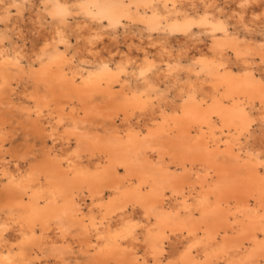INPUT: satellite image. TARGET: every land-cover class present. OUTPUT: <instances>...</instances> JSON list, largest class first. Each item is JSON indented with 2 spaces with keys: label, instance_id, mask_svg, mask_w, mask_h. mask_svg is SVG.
Listing matches in <instances>:
<instances>
[{
  "label": "bare ground",
  "instance_id": "obj_1",
  "mask_svg": "<svg viewBox=\"0 0 264 264\" xmlns=\"http://www.w3.org/2000/svg\"><path fill=\"white\" fill-rule=\"evenodd\" d=\"M33 6L0 0V114L21 105L44 148L5 164L0 120V264H67L42 254L63 219L84 264H264V0Z\"/></svg>",
  "mask_w": 264,
  "mask_h": 264
},
{
  "label": "rangeland",
  "instance_id": "obj_2",
  "mask_svg": "<svg viewBox=\"0 0 264 264\" xmlns=\"http://www.w3.org/2000/svg\"><path fill=\"white\" fill-rule=\"evenodd\" d=\"M32 1L34 3V6H33V11L30 15L31 17L36 13V11H37L36 7L39 6V3H40V0H32ZM13 14H15V13H12V16H14V17L11 18V21H14V23H15V21L18 22V23H16L17 25H15V26L19 27V30L21 31V34H22L21 37H23L24 42L26 41L27 46L30 45L32 43V41L36 42V41H34V39L37 38L38 33L34 29H31V26H29L33 22V20L28 19V13L25 15L24 22H22L23 24L21 23V21H18L17 19L15 20L16 17ZM11 23H13V22H11ZM1 27H3V26L0 25V28ZM10 37L13 40H15L16 38H17L16 40H19V38L15 34L11 35ZM110 38L111 39L106 37L107 40L104 38L105 42L103 41L104 42L103 44L105 45V47L103 50H105L104 53H106V51L109 50L111 53H113L112 54L113 56H116V52L119 50H122V47H123V44H121L122 39L118 38L117 40H115L111 36H110ZM108 41H111V42H108ZM116 41H119V44H121V45L117 44ZM106 42H108V43H106ZM74 43H75L74 40L71 39V45H73ZM109 43L111 45H109ZM112 47H114V48H112ZM23 65H25V62H23ZM15 74H16L18 79L22 78L21 83H22L23 87L33 89L36 86V83L32 78L33 76L28 75V74H26V75L18 74V73H15ZM37 86L40 90L44 89V87L41 84H38ZM19 90L20 89H18V92H19ZM13 101H14V103H17V100L13 99ZM20 107H21V105H19V104L15 105V106H11V107H7L6 105H4V106H2V108L4 109L5 113L2 112V114H4L3 116L0 114V120L1 119L7 120L10 123V124H7L8 127L6 126V128L3 130V136H7V138H8L6 143H5V148H4V153L6 152L5 164L9 163V165H12L15 162L14 158L10 154L15 150H16L15 152H17L19 154L20 153L27 154V161H28L30 158H32L34 156H39L43 152L42 150L44 149L43 146L41 145V142L39 141V139H37L35 137V135L32 134L31 132L29 133V131H30L29 130V122L26 120V115L21 112ZM6 114H8V115H6ZM65 117L67 119V121L65 123L68 126L72 127L73 126L72 122L68 118L67 114ZM120 121L121 120H117V124H120ZM25 125H27V126H25ZM78 128H79L81 134H84V133L87 134V132H90V133H93L96 136H98V138L102 141H105L106 138H108L112 135L110 130H108L106 127H104L103 125H101L98 122H92L91 124L89 122H86L83 124L79 123ZM49 145H50V143H49ZM166 159L169 160L167 157H166ZM153 160L155 163H157V164L159 163L160 165L163 163V161L161 162L162 159H158L155 155L153 157ZM159 164L156 165V167H159L160 166ZM172 169H174V168H172ZM174 171L179 176L186 177V175H187L186 172L183 171L180 167H176V169ZM86 202L88 203L89 201L86 200ZM80 204L82 206V202H80ZM84 206H82L83 210L85 209ZM62 223H63V229H64L63 235L65 238H67L66 241L65 240L60 241L59 244H57V249H55V250H50V248L48 246L44 247L42 250L43 256H45L47 258L51 257V256H55L57 250H62L61 257L65 260V262L67 264H76V262H78L77 264L86 263L88 261V259L90 258L88 256L89 254L84 255V253H83L84 249H79L77 246H75L74 243H71L72 239L76 240L75 236L81 232L78 225H70V224L66 223V221H64V219H63ZM58 236H59V233H58ZM72 237H74L75 239ZM70 240H71V242H70ZM68 245H70L71 247L73 246L71 248V250L70 249L67 250L66 248L63 249V247H66Z\"/></svg>",
  "mask_w": 264,
  "mask_h": 264
}]
</instances>
